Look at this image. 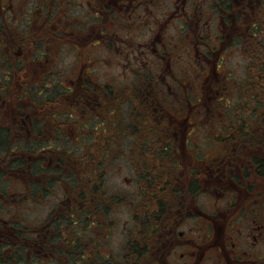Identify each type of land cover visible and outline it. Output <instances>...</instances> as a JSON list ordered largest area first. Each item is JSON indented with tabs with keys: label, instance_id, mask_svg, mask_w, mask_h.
Masks as SVG:
<instances>
[{
	"label": "flooded vegetation",
	"instance_id": "flooded-vegetation-1",
	"mask_svg": "<svg viewBox=\"0 0 264 264\" xmlns=\"http://www.w3.org/2000/svg\"><path fill=\"white\" fill-rule=\"evenodd\" d=\"M144 12L147 18L136 24ZM233 19L246 31L229 38L224 28H233ZM213 22H221L219 47L198 45ZM263 39L264 0H0V58H20L24 77L30 72L78 75L66 80L61 94L55 93L61 100L37 99L33 104L29 99L34 110L20 113V104L14 115L23 124L9 119L0 125L9 132L0 149L5 178L0 181L1 210L7 218L15 213V220L23 216L22 206L45 205V220L29 229L12 220L0 223L3 261L61 263L56 255L61 247L52 244L49 226L76 201L69 193L72 171H64L69 161L60 156L80 155L83 164L90 152L96 155L99 173L111 172L110 184L103 174L101 181L89 182L87 167H79L84 175L78 186L83 264H264V133L240 130L245 119L224 113L232 99L222 82L204 102L194 90L203 87L192 88L199 79L186 81L188 68L184 75V68H174L182 55H191L192 63L201 57V69L215 73L218 64L204 62L215 60L219 48L239 47L247 55L249 48L262 50ZM67 54L73 64L57 67ZM99 54L125 57L129 63L124 69L132 88L119 85L123 95L126 89L130 92L127 100L133 105L127 114L126 100L114 92L115 85L90 75L96 69L118 68V61L100 67L106 58ZM158 73L180 79L158 83ZM225 75L224 81L232 73ZM213 104L223 111L219 117L209 115ZM254 106L249 117L263 119ZM27 139L37 143L32 150L15 145ZM56 153L59 158L52 157ZM126 170L129 176L122 175ZM124 181L127 192L119 188ZM59 182L67 193L63 201L54 195ZM12 184L19 188L9 194ZM121 208L127 216L121 229L125 240L108 254L101 239L114 234ZM69 259L64 255L63 263Z\"/></svg>",
	"mask_w": 264,
	"mask_h": 264
},
{
	"label": "rangeland",
	"instance_id": "rangeland-1",
	"mask_svg": "<svg viewBox=\"0 0 264 264\" xmlns=\"http://www.w3.org/2000/svg\"><path fill=\"white\" fill-rule=\"evenodd\" d=\"M234 13V12H232ZM147 13L144 12L141 14V17H137L135 18V23L136 24H140L139 23V19L140 22H143L145 20V17L147 18ZM220 24L221 22H213L212 26L210 25L209 27V31L206 32L205 37H204V41H206V43L204 41H202L201 43H199L198 45H203L205 48H214V47H219L220 45V41L219 39H217L218 34H220ZM233 24L234 27L233 28H229V27H225L224 31L229 32V38L236 33V31H246L244 28V25L242 26V23L239 22L238 20L235 22L233 19ZM178 30V29H177ZM137 31V29L135 30ZM184 34V33H183ZM177 39H181L183 36L180 34H176ZM257 38H259L258 40L262 39V35H259ZM230 40L228 39V42ZM140 43V42H137ZM209 45V46H208ZM247 46V45H246ZM199 48H202V46ZM88 51H92L91 49H89ZM71 52V51H69ZM185 52V51H184ZM92 53V52H91ZM91 53L87 56H90ZM100 56L106 58V59H102L100 60V67L103 68H107L109 66H116L115 64L112 63H116V61H118L119 65L118 68H114L111 70H107V69H96L94 70V75L90 74L91 76H94L101 82H108V83H112V85L114 86V89L118 90V91H114L116 94H122L125 93V90L123 87L119 86V85H126L129 86V88H132L130 83L132 84V78L129 75V73L124 69L125 66L129 65L128 62H126V58L125 57H121L118 60H116L117 57L113 56L112 54H106V55H101ZM250 55H254L256 57V61L258 64H262L264 61H261V58H264V49L262 50H258L255 53H248L247 55L245 54V52H243V50H241V48H235V49H230L228 47H221L219 48L217 55H215V60H213V58H210L208 62H204V64H208L210 63L211 67L212 65H214V63L216 62L218 65L215 68V73H212L211 69L208 68L209 72L206 73V69L204 71V69H201V65H199V62L202 60V58H198L195 60V62L193 61L192 63V59L190 58L191 55H187V56H181L180 59L178 60V62L175 64L174 68H184L187 67L188 71L191 72V74L188 75V79L186 81H190L191 78L197 77L199 80L192 82V88H196L198 85L199 87H203L202 89H194L195 91L198 92V95H201L203 98V101H206V98L208 97V95H212L214 93V89L216 87V83L219 84V82L226 86L227 88L225 89L227 91V96L228 98L232 99V103L230 102L229 104V108L228 109H224V113H228L229 117H234L236 116V118H242L245 119V122L241 123L240 126V130H260L262 131V133H264V118L260 119V117H257V120L255 118H250L249 115L251 116L252 111L251 108L253 106V103L256 100V97L258 95V92L256 90V85L251 84V89L248 91L247 87H243L242 84V80H245V68L247 65H249L252 61L250 60L249 56ZM222 57V58H221ZM90 60H94L93 55L91 57H89ZM16 60L14 57L13 58H9L6 61V63L12 64L13 63V67H15L16 65ZM20 60V58H19ZM88 60V59H87ZM213 60V61H212ZM21 61V60H20ZM165 61V59H164ZM128 63V64H127ZM72 58L70 57L69 54H67L66 58L63 59H59L58 62H56V66L57 67H63V66H69L72 65ZM144 65H146V62L144 61ZM12 66V65H11ZM11 70L16 71L15 68H13ZM141 67V66H139ZM193 68H196L195 71L192 70ZM60 68V69H61ZM9 70V69H8ZM11 70L7 71L6 66L3 65L1 59H0V125L9 123V119H13L14 123H19V124H23L21 119H17L16 117L18 116H14L15 113L18 111V106L21 104L20 106V113L22 112H32L34 110V103H36L37 99H41V97H52L56 100H61L62 96H60L59 98H56L57 96L53 97V93L54 92H49L44 90L45 94L40 95L39 91L43 89V83H42V78L43 75H37L36 73H28V75L26 76L27 82L30 84L32 83H39L37 85H35L38 94L36 93V95L30 96L29 94H26L27 96H25V94L21 97V93H20V89H21V85L19 83V87H17V80L10 79L11 76ZM63 70V69H61ZM186 68H184V73L185 74ZM226 71L231 72L232 75L227 77V79L224 81V77L226 76ZM61 72V71H60ZM160 74L159 76L165 74V73H158ZM58 75V81L61 84H66V80L70 81L71 79L76 78L78 75L77 74H69V73H65L64 71H62V73H58L55 74ZM176 77V80L179 78L180 79V75L178 74H170L168 78H164V76H161L158 79V83H169V84H173V83H178L174 80H172V77ZM229 78H235L234 80H236L235 82H229ZM44 80V79H43ZM185 81V80H183ZM185 81V82H186ZM241 82V85H239V83ZM172 82V83H171ZM40 83H42L43 85H41ZM200 83V84H199ZM163 85V84H162ZM163 88V87H162ZM131 91V90H130ZM159 93H163V92H159ZM165 94L168 93L167 90L164 91ZM130 92L127 91L126 89V95H123V97L125 98L126 102L124 103V112L127 114L129 111V108H132L133 103L131 101L127 100V96H129ZM29 95V96H28ZM45 95V96H44ZM25 96V97H24ZM248 97L250 99H248ZM245 99V103L243 105H241V102L239 101L240 99ZM29 99H35L33 104L30 103L28 100ZM64 105V102L63 104ZM203 105L205 106L206 104L203 103ZM240 105V106H239ZM239 108H242L241 110ZM2 111V112H1ZM242 111H246L245 113ZM222 110L218 111L216 110L215 105L213 104V106H211L210 111H209V115H215L216 117H219L222 114ZM259 113V112H257ZM248 114V115H247ZM262 115V114H260ZM43 119L41 118V121ZM44 125V124H43ZM92 131L94 132L95 129L93 128ZM14 136V135H12ZM56 146V145H55ZM48 156V155H47ZM79 156L77 154H62L60 157H62V159L64 160V162H68L69 161V166L68 168H66V170L64 171H68L71 170V174H75L76 177H79V167L84 166V167H90V169L92 170H98L97 165H96V155H94L93 153L89 152V155L86 159L82 160L83 164H80V160H79ZM53 158H59L56 154L52 155ZM71 158V159H70ZM86 160L88 161V163H86ZM264 160V159H263ZM45 163V162H44ZM110 161H108V166H109ZM67 164V163H66ZM51 167V166H50ZM52 169V168H51ZM111 172V170H106V171H101L100 172V176L103 174V178H105L106 182L108 184H110V179L108 177L107 174H109ZM122 175H126L129 176L130 175V171L126 170V171H122ZM87 176H90V174H88ZM70 183L72 184L73 181L71 180ZM58 184V183H57ZM105 184V182H104ZM121 185L119 188L124 191L127 192L128 187H125V181L124 183H121ZM2 185L0 184V187ZM19 188L18 184H12L10 188H8L9 191H7L9 194L12 191H15ZM78 192V188H69V193H70V197L72 198L73 194H76ZM66 189L63 187V183L59 182V188L57 189V191H55L54 195H56V199L58 201H63L64 196H66ZM12 200V199H11ZM14 203H16L14 201ZM15 210L17 211V204L14 205ZM1 206H0V223L3 224L4 220H12L13 215H15V213H12L11 215H9V217L11 218H7L5 215L4 210H1ZM42 208H45V205H42V207L40 206H34V205H26V206H22L21 207V211H22V217H17L16 219L21 221L22 223H28V224H35L38 222H42L44 221V211L42 210ZM47 208V207H46ZM126 211L125 208H121L119 211L120 214V219H119V224L117 226V229L114 230V234L111 235V237H109L108 239L104 240L101 239V242L103 243H107L108 245L106 246V253H111V248H114L115 250L118 249L119 244L124 242V233L123 230L124 227L122 228V225L124 226L125 219L127 218V216H125L124 212ZM28 217V218H24ZM7 218V219H6ZM14 220V219H13ZM73 221H75V217H69L68 221H67V225H71L74 226L72 223ZM79 225V224H78ZM68 231H72L74 232L76 235L77 233H79L77 225L74 226L73 228H68L65 231H61L60 234H64L66 235ZM57 234V235H60ZM96 234V229L94 232H92V235ZM134 236L136 237V234L134 232ZM97 241V240H96ZM98 242V241H97ZM111 245V246H110ZM135 247V246H133ZM125 248V247H124ZM0 264H8L7 262L3 261L2 257H3V252L0 251ZM123 253V252H122ZM42 261H29L28 263H26L25 261H23L21 264H42ZM59 263V262H58ZM44 264V263H43Z\"/></svg>",
	"mask_w": 264,
	"mask_h": 264
},
{
	"label": "trees",
	"instance_id": "trees-1",
	"mask_svg": "<svg viewBox=\"0 0 264 264\" xmlns=\"http://www.w3.org/2000/svg\"><path fill=\"white\" fill-rule=\"evenodd\" d=\"M262 47L264 49V39H263V42H262ZM260 50L259 47H252V48H249V53L252 54V53H255L256 51ZM251 58V63L249 65L246 66V69H245V80L243 79L242 80V84H243V87H247L248 91L251 89V82L252 84L256 85V90L259 91L258 92V95L256 97V100L254 102V107L259 109V110H262V117H264V62L262 64H258L257 61H256V57L254 55H250L249 56ZM10 58H13V57H10ZM3 65L6 66V69L7 71L11 70L12 67H13V63L12 64H9V63H6L5 60L9 59L8 57H1L0 58ZM261 61H264V58H261ZM22 62L19 61V60H16V65L15 67V70L16 71H13L11 70V78L10 79H19L17 80V87H19V83L21 85V89H20V95L21 97L25 94V96H27L26 94H29L30 96H33V95H36V93L38 94L37 92V89L35 87V85L31 82L30 84L27 82V79L26 77L23 76V65L21 64ZM12 65V66H11ZM9 69V70H8ZM44 79V85H43V89L39 91V94L40 95H43L45 94L44 90L46 91H49V92H54L53 93V97L55 95V93L57 92H60V94L62 93V91L64 90L63 89V84H61L59 81H58V75H43V78ZM98 82V81H96ZM241 85V84H240ZM28 95V96H29ZM24 96V97H25ZM45 96V95H44ZM52 97H41V99H44V100H47V99H51ZM248 99H250L248 97ZM35 99H32L31 102L33 101L34 102ZM105 101V99H102V103ZM259 113H256L257 115L258 114H261L260 111H258ZM86 123H84L85 125ZM8 130H5L3 128H0V149L1 148H5L6 144L8 143ZM82 137V136H81ZM19 142L15 143L16 146H28V148H31V150L33 149V147H35L37 145V143L35 141H31V140H25V141H22V140H18ZM94 142V140L92 141V143ZM29 151V149H28ZM88 157V155L86 156V158ZM86 175L90 174L91 178L89 179V182H95L97 180H100L101 181V178L102 176L100 177V173L98 172V170H92L90 169L89 165L87 167V170L84 172ZM81 177H76L75 174H72L71 175V179L73 181V183L71 184L70 183V186L71 188H78L79 189V180L81 182V178L84 177V175L82 174H79ZM5 181V178L2 176L1 172H0V181ZM87 182V181H86ZM1 184V182H0ZM89 189L92 190V188L90 186H88ZM42 190V189H41ZM79 197H80V193H76V194H73L72 196V199H74L76 202H71V205H70V208L67 209L66 213L60 217L59 219H56L54 221L51 222L50 226H49V229L51 230V232H53V237L50 238L52 240V244L54 246H59L61 247L60 250L57 251L56 255L59 254L60 257H62V261L61 263H58V262H55L54 264H65L63 263V256L64 255H67V257H70L69 261L67 264H83L81 258H80V255H79V248H80V245L82 243V238H81V225H80V221H81V209L80 207L78 206V200H79ZM29 200V199H28ZM25 202H28V201H25ZM23 202V203H25ZM70 210V211H69ZM69 212V216L68 217H65L66 214ZM69 217H75V221H73V225L76 226L77 225V228H78V231L79 233H77V235L72 232V231H68L66 232L67 234L64 235V234H60L61 231H65L67 230L69 227L70 228H73L74 226H69L67 225V221L69 219ZM12 222L14 223V225L18 228H21V229H29L32 227V224H26L25 222L22 223L21 221L15 219V220H12ZM79 224V225H78ZM64 227V228H63ZM57 234H60V235H57ZM69 246V248H67ZM66 248L68 249V251L66 250ZM19 253L22 254V251ZM12 264V262L10 260L7 261V263ZM43 264V263H42ZM86 264V263H84ZM93 264V263H91ZM94 264H105L104 262L102 261H97L96 263Z\"/></svg>",
	"mask_w": 264,
	"mask_h": 264
}]
</instances>
